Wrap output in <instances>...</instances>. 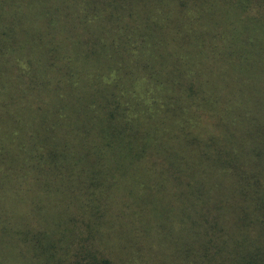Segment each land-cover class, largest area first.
Here are the masks:
<instances>
[{
  "label": "trees",
  "instance_id": "obj_1",
  "mask_svg": "<svg viewBox=\"0 0 264 264\" xmlns=\"http://www.w3.org/2000/svg\"><path fill=\"white\" fill-rule=\"evenodd\" d=\"M151 3L0 0V264H264V0Z\"/></svg>",
  "mask_w": 264,
  "mask_h": 264
},
{
  "label": "rangeland",
  "instance_id": "obj_2",
  "mask_svg": "<svg viewBox=\"0 0 264 264\" xmlns=\"http://www.w3.org/2000/svg\"><path fill=\"white\" fill-rule=\"evenodd\" d=\"M101 1V3L105 2V4H103L104 8L106 9L107 8V4H106V0H99ZM158 1V0H157ZM161 1V0H160ZM142 4L144 5L145 9H143V11L146 12V6L147 5H151V8L155 7V4L153 5L151 2H153V0H141ZM60 5H62V3H60ZM64 7V6H63ZM63 9V8H62ZM149 10V9H148ZM155 12L157 13L156 9H155ZM95 13L97 14V16L100 14V13H97L95 11ZM256 14L259 16L261 14H264V11H258L256 12ZM159 22H161V19L159 20ZM257 27H262V26H257ZM89 28H90V24H89ZM170 30V29H167V31ZM91 33H93L91 30H89Z\"/></svg>",
  "mask_w": 264,
  "mask_h": 264
}]
</instances>
